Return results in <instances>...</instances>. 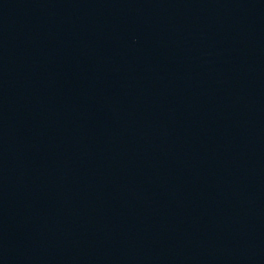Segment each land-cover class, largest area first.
<instances>
[{
    "label": "water",
    "instance_id": "obj_1",
    "mask_svg": "<svg viewBox=\"0 0 264 264\" xmlns=\"http://www.w3.org/2000/svg\"><path fill=\"white\" fill-rule=\"evenodd\" d=\"M0 264H264V0H0Z\"/></svg>",
    "mask_w": 264,
    "mask_h": 264
}]
</instances>
